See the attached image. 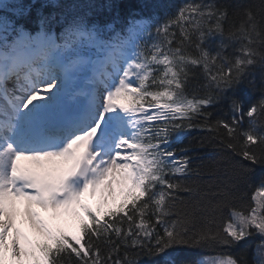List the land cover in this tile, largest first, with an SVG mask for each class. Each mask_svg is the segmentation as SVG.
Instances as JSON below:
<instances>
[{"label":"snow or ice","instance_id":"snow-or-ice-1","mask_svg":"<svg viewBox=\"0 0 264 264\" xmlns=\"http://www.w3.org/2000/svg\"><path fill=\"white\" fill-rule=\"evenodd\" d=\"M123 5L0 0V264H264V0Z\"/></svg>","mask_w":264,"mask_h":264},{"label":"trees","instance_id":"trees-1","mask_svg":"<svg viewBox=\"0 0 264 264\" xmlns=\"http://www.w3.org/2000/svg\"><path fill=\"white\" fill-rule=\"evenodd\" d=\"M186 2V0H124V5L123 8L124 10H127L128 8H132L136 11H140L141 6L143 4H147L149 5V8L151 7V5L153 4H161L164 5L165 7L168 6H178L182 3ZM205 2H207V0H205ZM147 11V10H146ZM157 11H161V9H157ZM254 75L256 77V79H259V74H260V69H254L253 70ZM198 82V81H197ZM258 91L255 93H251L247 98H246V106L248 103V100H255L256 98H258ZM225 108L222 107H216L214 109H210V111L213 112V119H215L217 116L223 115L225 112ZM205 135V133L200 132L198 130L196 131H192L190 133L189 136L185 137L183 144L181 145V147L183 145H186L189 143L190 140H193V138H199L200 136ZM208 151H210V149H207ZM66 228H68L69 230H71V223H67L64 225ZM259 237L258 236H253L250 239L244 241L241 244V247H245L247 246V251H248V259L249 261H251L253 259L254 256V246L256 244V242L258 241ZM235 251V250H233ZM218 254V250L216 249H212V248H208V249H204V250H198L195 255L198 258L204 257V256H215Z\"/></svg>","mask_w":264,"mask_h":264},{"label":"rangeland","instance_id":"rangeland-1","mask_svg":"<svg viewBox=\"0 0 264 264\" xmlns=\"http://www.w3.org/2000/svg\"><path fill=\"white\" fill-rule=\"evenodd\" d=\"M18 226H20V227H26L25 225L20 224L19 221H18ZM215 256H216V255H215ZM212 257H214V256H204V257H201V258H202V259L211 260Z\"/></svg>","mask_w":264,"mask_h":264}]
</instances>
